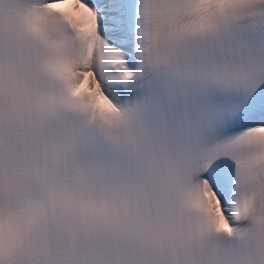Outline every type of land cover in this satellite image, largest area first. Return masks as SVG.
I'll list each match as a JSON object with an SVG mask.
<instances>
[{
	"label": "snow or ice",
	"instance_id": "obj_1",
	"mask_svg": "<svg viewBox=\"0 0 264 264\" xmlns=\"http://www.w3.org/2000/svg\"><path fill=\"white\" fill-rule=\"evenodd\" d=\"M0 264H264V0H0Z\"/></svg>",
	"mask_w": 264,
	"mask_h": 264
}]
</instances>
